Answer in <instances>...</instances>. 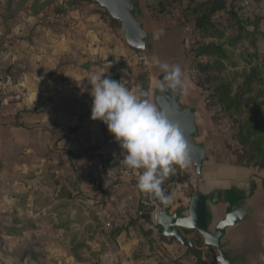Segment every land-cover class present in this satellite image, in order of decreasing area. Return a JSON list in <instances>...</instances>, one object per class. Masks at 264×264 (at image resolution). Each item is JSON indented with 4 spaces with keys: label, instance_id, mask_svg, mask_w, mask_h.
Segmentation results:
<instances>
[{
    "label": "crops",
    "instance_id": "crops-1",
    "mask_svg": "<svg viewBox=\"0 0 264 264\" xmlns=\"http://www.w3.org/2000/svg\"><path fill=\"white\" fill-rule=\"evenodd\" d=\"M138 6L145 27L150 19ZM149 24L145 54L125 42L121 25L95 0H0L2 66L14 76L10 91L25 93L16 113L0 120V264H218L196 232L186 234L197 256L157 238L139 216L140 171L124 165L113 134L90 118L87 77L94 72L141 86L153 102L159 63L172 52L159 49L160 28ZM168 36L165 47L175 39ZM182 72L181 102L195 111L209 154L200 176L189 166L192 176L170 189L171 200L154 204L151 220L157 224L163 209H186L197 190L208 197L209 226L244 201L247 217L226 230L222 248L234 263L264 264V168L224 159L206 133L210 108Z\"/></svg>",
    "mask_w": 264,
    "mask_h": 264
},
{
    "label": "rangeland",
    "instance_id": "rangeland-1",
    "mask_svg": "<svg viewBox=\"0 0 264 264\" xmlns=\"http://www.w3.org/2000/svg\"><path fill=\"white\" fill-rule=\"evenodd\" d=\"M136 1L137 4L141 5V8L145 9L149 19L160 28L159 49L163 53L172 52V55H169L168 58L169 63L177 60L179 65L182 66V70L192 84L196 94L195 98L198 99L197 101L203 107L206 102L208 104H211L212 101L214 102L210 96L213 94L215 85L219 83L220 76L225 78V80H231L233 89L236 88L237 82H241V73L247 72L250 66L257 65L261 72L259 74L264 77V36L262 33L264 31V0H214L216 2L212 5L210 3V5H206L208 1L212 0ZM217 6L222 8L212 15V21L215 25L214 33L207 31V36L201 35L194 28L196 15L193 13V9L197 8L200 13ZM104 10L111 17L107 10ZM150 20L145 22L146 29L151 26L149 24ZM116 21L120 24L118 20ZM220 34L221 37L219 38ZM168 35H172L175 39H170L172 42L167 43L165 47L163 41L169 40ZM209 42L222 43L229 55L231 54V61L225 60V69L221 74L215 70L203 71L199 65L208 64L214 60V57L208 55L196 56L201 43ZM253 88V93H256L259 89L264 90V85L255 84ZM213 105L206 112L209 122L206 133L210 137L211 142L222 151L221 154H223L225 160L251 166L246 157L243 156V153L247 151H245V147L240 143V140L236 138V135L238 128H241L242 122L246 117L252 119V115L257 110H264V93L258 97L256 103L251 102L247 106H242L241 112L243 114L241 115L235 113L229 116L223 111L224 108L221 104L213 103ZM260 164L259 161L252 166L263 169ZM187 170V168L181 169L189 178L192 174L189 175ZM145 225L147 226V224ZM141 230H143L142 232H148L147 237L151 235V233L149 234L150 229L147 228L145 230L142 228ZM157 236L159 239L162 238V228L158 230ZM197 236L200 237L199 235ZM173 240L175 239L172 238ZM210 256L213 261H216L214 248Z\"/></svg>",
    "mask_w": 264,
    "mask_h": 264
},
{
    "label": "clouds",
    "instance_id": "clouds-1",
    "mask_svg": "<svg viewBox=\"0 0 264 264\" xmlns=\"http://www.w3.org/2000/svg\"><path fill=\"white\" fill-rule=\"evenodd\" d=\"M159 69L162 77L153 86L160 94L175 96L187 91L179 64L160 62ZM104 73L87 77L92 86L90 118L103 122L113 134L122 149L124 165L141 170L138 190L169 202L171 196L165 193L163 182L177 167L186 169L191 164L184 132L168 115L172 105L152 102L141 86L133 90L123 79L117 81Z\"/></svg>",
    "mask_w": 264,
    "mask_h": 264
},
{
    "label": "water",
    "instance_id": "water-1",
    "mask_svg": "<svg viewBox=\"0 0 264 264\" xmlns=\"http://www.w3.org/2000/svg\"><path fill=\"white\" fill-rule=\"evenodd\" d=\"M99 6L106 9L111 18L118 20L125 42L132 48L149 54L151 32L144 27L136 0H95ZM161 78L159 76L157 79ZM182 93L162 95L155 89L153 102L161 105H172L168 112L169 118L178 122L188 142V151L191 159L190 168L194 175L202 174L203 164L209 154V149L202 143V132L196 121V113L188 104L181 102ZM201 141V142H200ZM208 197L200 190L195 191L186 209L178 208L173 212L160 210L156 215V223L161 226L162 234L174 238L195 256L199 253L195 241L187 232H196L206 246L216 251L215 259L218 264L234 263L222 248V238L226 230L234 227L247 217V204L244 201L234 204L225 217L214 226H209L207 217Z\"/></svg>",
    "mask_w": 264,
    "mask_h": 264
},
{
    "label": "trees",
    "instance_id": "trees-1",
    "mask_svg": "<svg viewBox=\"0 0 264 264\" xmlns=\"http://www.w3.org/2000/svg\"><path fill=\"white\" fill-rule=\"evenodd\" d=\"M216 1L212 0L205 3L206 5H212ZM221 8V6H217L209 8L207 11L204 10L200 13L197 8L193 9V13L196 15L194 19V27L201 35L207 36V31L214 33L215 25L212 21V15ZM262 33L264 36V31H262ZM218 37L220 38L221 34ZM201 55L214 57V60L211 63L199 64L203 71L215 70L221 74L225 69V60L229 62L231 61V54L229 55L223 44L218 42L201 43L196 52V56L199 57ZM259 73L261 72L257 65L250 66L247 72L241 73L242 80L241 82H237L235 89H233V83L231 80H225V78L220 76L219 83L215 85L213 94L210 96L214 102L212 101L211 104L206 102L205 106L207 108H211L214 106L213 103H219L224 108L223 111L229 116H232L235 113H238L239 115L243 114V112H241L242 106H247L251 102L256 103L258 97L264 93L263 89H259L256 93H253V85H264V77ZM236 138L240 140V143L245 147V151H247L243 153V156L246 157L248 163L253 165L260 161V166L264 168V110H257L256 113L252 115V119L246 117V119L242 122L241 128H238ZM185 181H188L187 175H185L181 169L177 167L176 172L173 175H170L167 180L163 182L162 187L165 193L169 194L170 189L175 187L177 183ZM158 202H160L158 198H154L150 194L144 193L143 199L138 205V212L139 216L146 223H148V225L160 230L161 226L153 223L151 220V212L154 209V204ZM114 231L115 234H117L121 231V229L118 228ZM143 234L147 236L148 232L144 231ZM161 237L165 240H172V238L168 239L164 236ZM195 240L197 243L202 242V238L200 237L195 238Z\"/></svg>",
    "mask_w": 264,
    "mask_h": 264
},
{
    "label": "built area",
    "instance_id": "built-area-1",
    "mask_svg": "<svg viewBox=\"0 0 264 264\" xmlns=\"http://www.w3.org/2000/svg\"><path fill=\"white\" fill-rule=\"evenodd\" d=\"M7 54L6 50L0 51V120L16 113L17 104L25 96V93L22 91H10L14 85V76L2 66V60ZM125 174L130 175L126 172Z\"/></svg>",
    "mask_w": 264,
    "mask_h": 264
}]
</instances>
